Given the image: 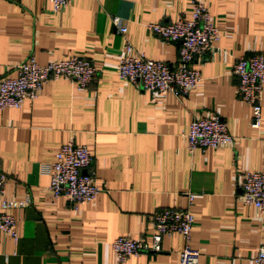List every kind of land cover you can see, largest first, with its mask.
Returning <instances> with one entry per match:
<instances>
[{
	"label": "crops",
	"instance_id": "obj_1",
	"mask_svg": "<svg viewBox=\"0 0 264 264\" xmlns=\"http://www.w3.org/2000/svg\"><path fill=\"white\" fill-rule=\"evenodd\" d=\"M192 1L203 2L220 41L191 66L200 81L186 97L159 96L118 79L126 27L132 54L175 67L177 44L150 33L151 23H174ZM264 55V0H73L59 12L48 0H0V80L33 56L49 63L79 56L96 78L80 90L50 81L33 103L0 110V175L4 198L30 203L12 212L17 241L0 232V264H119V237L150 242L154 212L188 209L197 264H253L264 245V213L245 206L241 181L264 174V82L261 126L237 92L232 67ZM222 119L231 144L188 150L193 119ZM86 148L100 189L93 202L71 207L48 190L46 169L67 143ZM192 196L191 205L188 196ZM179 234L162 239V252L121 264H178Z\"/></svg>",
	"mask_w": 264,
	"mask_h": 264
},
{
	"label": "built area",
	"instance_id": "obj_2",
	"mask_svg": "<svg viewBox=\"0 0 264 264\" xmlns=\"http://www.w3.org/2000/svg\"><path fill=\"white\" fill-rule=\"evenodd\" d=\"M53 12L70 6L73 0H48ZM118 28L123 46L118 54L115 73L122 82H127L141 90L159 96L172 94L177 98L186 97L199 83L200 74L191 64L205 55L220 41V33L211 21L203 2L192 1L188 13L181 14L174 23H151L146 29L158 36L166 44H177L178 62L170 67L162 62L146 59L143 55L132 54V48L124 38L126 27L118 18L112 20ZM13 77L0 80V110L20 109L24 103H33L44 85L50 81L64 80L83 90L96 78L97 70L92 63L79 56L40 66L33 56L13 67ZM237 79V92L243 103L250 107L252 129L261 126V100L264 82V55L255 54L249 58H239L232 67ZM189 152L197 149H217L232 143L225 122L212 119H193L186 135ZM93 157L84 147L67 143L60 147L55 159L46 169L49 177L48 190L54 198H63L76 207L93 202L100 192L95 183V173L91 169ZM83 171H86L83 174ZM6 177L0 175V232L17 241L16 222L12 212L30 203L26 196L22 201L4 198ZM241 199L245 206L264 213V174L249 172L241 181ZM191 205L193 197L188 196ZM152 234L150 242L144 239L119 237L112 241L111 248L117 263L130 257L162 252V239L179 234L184 242L178 252V264H197L200 253L190 245L193 215L188 209L163 208L153 213L150 221ZM253 264H264V245L253 259Z\"/></svg>",
	"mask_w": 264,
	"mask_h": 264
},
{
	"label": "water",
	"instance_id": "obj_3",
	"mask_svg": "<svg viewBox=\"0 0 264 264\" xmlns=\"http://www.w3.org/2000/svg\"><path fill=\"white\" fill-rule=\"evenodd\" d=\"M86 173V171H83V174H85Z\"/></svg>",
	"mask_w": 264,
	"mask_h": 264
}]
</instances>
